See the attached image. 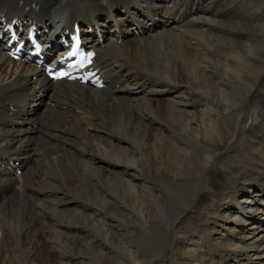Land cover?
<instances>
[{
  "label": "bare ground",
  "instance_id": "1",
  "mask_svg": "<svg viewBox=\"0 0 264 264\" xmlns=\"http://www.w3.org/2000/svg\"><path fill=\"white\" fill-rule=\"evenodd\" d=\"M104 1L36 0L40 8L31 13L25 9L30 0H0V17L34 19L42 29L45 19L54 29L70 26L65 8H81L107 41L103 69L120 81L106 93L83 88L72 94L88 113L67 109L42 122L37 134L46 147L33 152V165L0 197V264H36L32 252L39 245L49 246L56 264H264L258 174L264 172L258 157L264 155V0ZM135 32L138 39L116 43ZM256 87L259 126L254 108L243 107ZM37 92L0 51L2 192L11 183L3 178V155L25 160L30 148L23 136L30 130H3L1 112L9 111V102L21 103L22 115L30 116L26 104ZM155 92L162 96H149ZM103 125L106 135L89 131ZM149 133L158 151L150 164L141 158ZM254 148L262 153L255 158L247 152ZM225 152L241 159L233 178L240 191L231 192L245 196L220 202L210 195L202 209L196 201L203 192L228 195L213 186V168ZM98 154L109 162L97 164ZM175 185L187 205L181 202L176 214L168 210L162 221L154 218L163 215ZM246 186L254 188L251 197ZM67 196L79 204L69 205ZM192 212L198 227L183 222Z\"/></svg>",
  "mask_w": 264,
  "mask_h": 264
},
{
  "label": "rangeland",
  "instance_id": "2",
  "mask_svg": "<svg viewBox=\"0 0 264 264\" xmlns=\"http://www.w3.org/2000/svg\"><path fill=\"white\" fill-rule=\"evenodd\" d=\"M105 17L106 16L104 14H102L100 16V18H98V21L99 22H102V20H104ZM135 37L136 36L133 37V35L129 33V35H125V40H127L129 42H132L133 40H136V38L138 39V37H136V38ZM261 77L264 79V71H263ZM171 94H175V93H171ZM257 94H258V88L256 87V88L252 89V92H250V94H249L248 101L243 105V107L246 108V109H247V107L249 109L250 108H252V109L254 108V110H255L254 112L255 113H254L253 125H255V126H259L258 125V122L259 123H262L261 122L262 114H261V116H259L260 112L257 110V107H255V105H254V100L257 97ZM149 96H154V97H156V98L159 99L162 95H161V93L155 92V93L149 94ZM168 96H169V94H168ZM174 98H175V96H174ZM175 99H179V98H175ZM186 99H187V97L186 98H183L182 100L183 101H186ZM32 103H30V104H32ZM31 115H32V112H30V116ZM35 119H38L39 120L38 117H35L34 116V120ZM25 123L21 124L22 128L27 127V124L29 122H25ZM108 129H109L108 127L105 128V126L103 125V126H99L98 128H90L89 131L90 132H95L96 131V132H98V133H100L102 135H106L107 134L106 133V130H108ZM27 132H29V131H27ZM153 141H154V136L151 133H149L147 135L146 139H145V145H144V147L142 148V151H141V158H142V160L144 158H146L148 164H150V162L152 161V159L155 158L154 156L156 154H158V151L155 150V148H157V147L153 144ZM249 141H250V139H249ZM247 145H248V141H247ZM97 147H98V149L100 151H102L103 147H102V145H101V143L99 141H98ZM253 150H254L253 153L250 152V150L247 151L250 156H252V157L254 156L253 158H255L256 156L262 154V153L259 154V152L255 148ZM255 151H257V152L255 153ZM161 153H162V151L160 152V155H161ZM36 156H38V155H36ZM235 156L236 155H234L232 153L225 152L222 155L221 161L218 162L215 165V167L213 168L214 172L216 173L215 178L213 179V186L216 187L217 189L218 188L219 189L227 188L228 189V191H227V194H228L227 197H225V198L221 197L220 193L217 194L215 192H212V193L203 192L204 193L203 196L201 195L202 197L200 196V198L196 201V202H199L198 203V207H201L202 209H204L206 207V205H207V202H209L212 199V197L210 195L215 196L216 198H219V201L220 202H224V201H227V200H232L233 201L235 199L236 200H239V199H242L243 196H245V194H241L240 196L234 197L233 196L234 193L231 192L232 190H236V192H239L240 191L238 185L236 184L237 181L235 183V181L233 180V178L236 175L240 174V172H241L239 170L240 168L238 169L237 166H236V164L238 162H240L239 160H241V159L239 158L238 155H237V157H235ZM98 157L100 158V161H99V158ZM98 157H97L98 158L97 164L99 162H103V161L109 162L108 161L109 159L107 160L106 157H104L101 154H98ZM258 157L261 159L262 163L264 164V155L262 154V156H261L262 158L260 156H258ZM40 159H41V156H39L38 160H40ZM110 162H113V161L110 160ZM36 163H37V161H36ZM113 163H116V162H113ZM228 169H230V170H228ZM258 174H260L262 176V179L264 181V172H262L260 170V171H258ZM156 175L160 177L159 173H157ZM181 187L184 188L183 185ZM189 189H191V188H189ZM253 190H254V188H252L250 186H246L245 187L246 197H251ZM177 193H178L177 185H175V188H173L172 191L170 192V196H169V199H168L166 208L164 210H162L163 211V215L161 217L154 216V218H157L158 220L162 221V220H164L167 217L168 210H170L174 214H176L177 211H178V209L180 210V209L183 208V207L179 208V204L181 202H185L186 205H187L188 199L185 198V197H179L177 195ZM182 194H185V191ZM182 194H180V195H182ZM5 198H6V195H5ZM0 199H2V198H0ZM67 199H68V204L69 205L79 204V202H80V199L79 198H74L72 196H67ZM183 222H184V224L196 225L198 227L199 224H198L197 213H195V212L188 213L186 215V217L184 218ZM262 228H264V227H262ZM169 233H171V230L169 231ZM139 236H140L139 239L141 240L142 237H144V234L143 235L142 234H139ZM213 237L214 236H212V239H214ZM208 247L212 249V246H208ZM232 248L233 247L231 246L230 249H232ZM243 251L245 252V249L244 248H243V250H241L239 252V254L244 256V254H242ZM247 253H249V252H247ZM41 254H42V256H41ZM32 256L36 259V264H56V260H57L56 257L54 256V252L49 248V246L48 247H45L44 245L37 246V248L33 250ZM82 259L86 260L87 257L82 258ZM181 262H183V261H181ZM209 262H208V264H209ZM4 264H6V263L4 262ZM18 264H22V263L19 261Z\"/></svg>",
  "mask_w": 264,
  "mask_h": 264
}]
</instances>
